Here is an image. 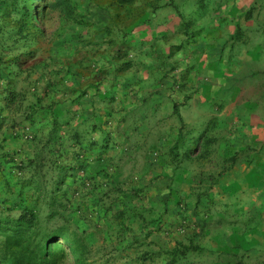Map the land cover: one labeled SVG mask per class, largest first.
<instances>
[{
	"label": "rangeland",
	"instance_id": "obj_1",
	"mask_svg": "<svg viewBox=\"0 0 264 264\" xmlns=\"http://www.w3.org/2000/svg\"><path fill=\"white\" fill-rule=\"evenodd\" d=\"M25 205L78 238L51 264H264V0H0V218Z\"/></svg>",
	"mask_w": 264,
	"mask_h": 264
},
{
	"label": "trees",
	"instance_id": "obj_2",
	"mask_svg": "<svg viewBox=\"0 0 264 264\" xmlns=\"http://www.w3.org/2000/svg\"><path fill=\"white\" fill-rule=\"evenodd\" d=\"M119 2H129L131 0H118ZM31 13V11H27ZM181 125L177 134L176 143L172 148L185 145L186 139L184 128L188 126L181 116ZM188 141V140H187ZM23 166V164L21 163ZM30 167V176L25 184H30L33 188V195L44 194L48 196L51 193V201L54 200L55 194L60 190V185L64 183L65 175L69 166L58 168V174L52 181L47 179V171L45 170L46 158L44 152H38L35 156L29 157L27 163ZM72 172V171H70ZM36 201L34 202V204ZM42 223L40 214L35 205H25L22 212L17 217L0 218V231L5 232L4 251L2 258L10 260L11 264H51L55 258L54 253L63 249V245L57 247L56 239L62 237L68 238V242H72L74 246H80L78 238L68 233L67 229H49L42 232ZM72 239V241H71ZM72 256L75 261L84 264L83 258L77 253L75 247H71L69 243ZM184 251H173L172 260H176L178 254ZM143 259L148 256L142 257Z\"/></svg>",
	"mask_w": 264,
	"mask_h": 264
}]
</instances>
